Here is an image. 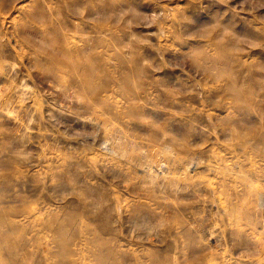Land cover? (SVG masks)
Here are the masks:
<instances>
[{"label": "rangeland", "instance_id": "rangeland-1", "mask_svg": "<svg viewBox=\"0 0 264 264\" xmlns=\"http://www.w3.org/2000/svg\"><path fill=\"white\" fill-rule=\"evenodd\" d=\"M256 191L264 0H0V264H264Z\"/></svg>", "mask_w": 264, "mask_h": 264}, {"label": "bare ground", "instance_id": "bare-ground-1", "mask_svg": "<svg viewBox=\"0 0 264 264\" xmlns=\"http://www.w3.org/2000/svg\"><path fill=\"white\" fill-rule=\"evenodd\" d=\"M166 151H168V150H166ZM182 167H183V165L182 164H180ZM236 165V164H235ZM181 166H179L180 168H181ZM166 167V166H165ZM178 167V168H179ZM166 169V168H165ZM168 169V168H167ZM188 169V168H187ZM177 171V170H176ZM188 171V170H187ZM172 174H175V173H172ZM169 175V174H168ZM178 175V174H177ZM177 175H175L174 176V179H175V177L177 176ZM247 176V175H246ZM178 177V176H177ZM166 179V178H165ZM173 179V178H172ZM177 179V178H176ZM257 192V191H256ZM257 194L259 195L258 197H262L263 195H264V193H262V192H257ZM257 197V198H258ZM77 219V218H76ZM11 222V221H10ZM7 223V222H6ZM74 223V222H73ZM8 225V224H7ZM5 230V229H4ZM10 232H11V228L9 227L8 228V230H5L4 232H2V233H0V237L1 238H3V237H8L9 236V234H10ZM59 237H57V239H58ZM59 240V239H58ZM59 242V241H58ZM65 242V241H64ZM14 244V242H12L11 241V243L8 245V250H9V252L11 253L12 251H13V248H12V245ZM30 244V243H29ZM62 243L60 242V245H61ZM154 260V259H153ZM123 262V261H122ZM147 263V262H146Z\"/></svg>", "mask_w": 264, "mask_h": 264}]
</instances>
